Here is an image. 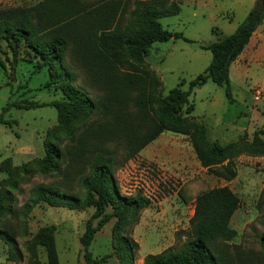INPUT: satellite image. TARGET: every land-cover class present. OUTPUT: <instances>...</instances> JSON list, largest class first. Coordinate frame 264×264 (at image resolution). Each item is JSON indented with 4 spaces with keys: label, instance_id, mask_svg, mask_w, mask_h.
<instances>
[{
    "label": "trees",
    "instance_id": "16d2710c",
    "mask_svg": "<svg viewBox=\"0 0 264 264\" xmlns=\"http://www.w3.org/2000/svg\"><path fill=\"white\" fill-rule=\"evenodd\" d=\"M179 11L177 0H134L122 23L118 5L109 0H40L33 5L0 9V41L11 52L10 73L15 71L19 51L25 45L27 53L38 57L37 68L47 66L50 81L59 84L63 94V98L48 102L8 100L1 108L0 123L11 126L16 120L3 116L11 107L53 106L58 126L67 140L64 150L54 140L48 142L44 156L35 162L38 172H57L62 176L59 184L33 186L23 214L29 213L38 202L71 208L93 206L78 238L86 264L103 262L112 255L120 264H133L138 244L126 231L138 221L140 210L150 204L140 193L119 192L113 176V168L120 165L118 151L108 146L110 142L123 144L125 160L163 131L186 135L200 165L224 180L236 176L234 159L240 154H264L263 128L255 131L248 141L239 139L221 144L210 142L204 125L181 114V106L194 87L208 79L223 85L230 99V65L263 21L264 0H254L234 30L211 43L212 61L204 73L191 79L186 89L174 88L169 96H161L155 93L157 78L146 77L140 66L153 42L188 40L181 32L163 28L159 21L160 17ZM69 51L72 61L83 67L90 81L103 90L100 96L91 98L73 84L76 74L65 62ZM128 103L136 109L139 121L145 126L143 132H136L127 122L124 114ZM94 115L108 116L114 122L107 125L95 122L91 120ZM30 168L29 163L20 166L0 163V170L7 172L0 187V219L12 214L11 190L29 175ZM74 178L81 195L69 190ZM199 183L204 182L191 179L178 191L183 202L193 200L189 228L179 248L167 247L157 253H147L142 264H239L238 254H232L227 243L236 235L230 219L239 206V199L226 185L197 187ZM107 207L111 210L107 211ZM111 218H115L114 250L94 258L89 250L94 234ZM54 230V225L43 226L30 239L26 245L30 253L27 264H42L36 255V245L43 246L47 264H59ZM0 239L9 246L16 245L14 232L6 225L0 227ZM258 245L264 256V229Z\"/></svg>",
    "mask_w": 264,
    "mask_h": 264
},
{
    "label": "rangeland",
    "instance_id": "374dc122",
    "mask_svg": "<svg viewBox=\"0 0 264 264\" xmlns=\"http://www.w3.org/2000/svg\"><path fill=\"white\" fill-rule=\"evenodd\" d=\"M38 1L0 0V9L33 5ZM109 1L118 5L120 19L124 23L134 0ZM177 2L180 11L162 16L159 21L163 28L181 32L188 40L176 38L153 42L140 66L146 77L154 75L157 78L155 93L161 96H169L174 88L186 89L191 79L204 73L212 61L211 43L232 32V25L245 16L244 0L242 4H235L234 18L230 22L218 14L231 0ZM26 51L22 45L15 71L10 73L11 52L5 42L0 41V113L8 100L48 102L63 98L59 84L50 81L47 66L37 68L38 57ZM71 53H67L65 62L76 74L73 84L84 89L91 98L100 96L103 90L90 81L83 67L72 61ZM229 72L230 99L225 95L223 85L208 79L194 87L181 106L182 115L204 125L210 142L248 141L255 131L264 129V59L236 67V70L231 66ZM255 87L262 89L258 101L253 99ZM3 116L16 122L11 126L0 123V163L10 162L11 166L29 163L31 172L11 190L12 214L0 219V227H11L16 241L12 247L0 239V264H27L30 253L26 245L39 228L48 225L55 227L54 242L59 264H86L78 238L93 206L71 208L38 202L29 213L23 214V206L33 186L59 184L62 176L57 172L42 174L35 169V162L44 156L48 142L54 140L62 150L67 143L58 126L56 109L50 105L29 109L11 107ZM124 116L136 132L144 131L145 126L139 121L131 103L127 104ZM91 120L106 125L114 122L108 116L99 115L92 116ZM108 146L118 151L120 165L113 168V176L119 192L125 195L140 193L150 200V204L140 210L138 221L126 231V235L138 244L133 264H142L147 253H157L167 247L179 248L189 228L193 200L190 198L183 202L178 191L184 189L191 179L204 182L197 187L226 185L236 194L239 206L230 219L236 235L227 241L229 249L232 254H238L239 264H264L258 245V237L264 229V154H240L234 159L236 176L224 180L200 165L186 135L163 131L125 160L122 143L110 142ZM6 177L7 172L0 170V187ZM71 187V193L81 195L77 179L74 178ZM114 224L115 218H111L94 234L89 246L94 258L114 250ZM36 255L42 264H47L43 246L36 245ZM92 264L120 263L112 255L103 262Z\"/></svg>",
    "mask_w": 264,
    "mask_h": 264
},
{
    "label": "crops",
    "instance_id": "0c3cea01",
    "mask_svg": "<svg viewBox=\"0 0 264 264\" xmlns=\"http://www.w3.org/2000/svg\"><path fill=\"white\" fill-rule=\"evenodd\" d=\"M241 1L242 0L240 1L231 0L230 3L224 4L222 10H220L218 15L226 18L227 21L229 22L232 21L236 9L235 4L237 3L242 4ZM253 4H254V0H244L243 5H244L245 16L250 10V8L253 6ZM241 21L242 20H238L237 22H235V24L232 25L233 30L237 26V24ZM262 59H264V19L252 32L247 44L245 45L241 53L237 56V58L231 63L230 67L232 66L233 69L236 70V67L240 68L242 65H245L249 62L250 63L257 62V61H261Z\"/></svg>",
    "mask_w": 264,
    "mask_h": 264
},
{
    "label": "built area",
    "instance_id": "2783aa9c",
    "mask_svg": "<svg viewBox=\"0 0 264 264\" xmlns=\"http://www.w3.org/2000/svg\"><path fill=\"white\" fill-rule=\"evenodd\" d=\"M261 94H262V89H261V88H259V87H255V88L253 89V99H254L255 101H258V100L260 99Z\"/></svg>",
    "mask_w": 264,
    "mask_h": 264
}]
</instances>
